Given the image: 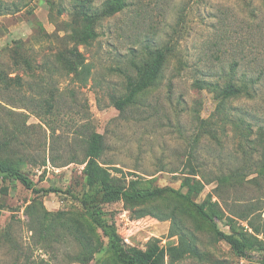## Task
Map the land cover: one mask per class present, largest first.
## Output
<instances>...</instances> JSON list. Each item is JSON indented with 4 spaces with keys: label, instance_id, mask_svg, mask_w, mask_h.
<instances>
[{
    "label": "rangeland",
    "instance_id": "374dc122",
    "mask_svg": "<svg viewBox=\"0 0 264 264\" xmlns=\"http://www.w3.org/2000/svg\"><path fill=\"white\" fill-rule=\"evenodd\" d=\"M121 1L120 12L96 19V37L79 46L83 58L72 71L58 61L73 47L60 30L73 12L102 15L118 7L116 0H0V142L9 144L1 156L13 166L24 159L22 170L39 188L61 190L38 196L20 182L0 178V264H119L96 226L85 222L95 253L82 261L74 237L58 235L61 222L83 219L80 203L67 192L84 193L83 142L93 132L104 136L102 161L125 186L138 180L140 188L181 190L192 162L198 178L211 181L194 201L217 202L215 179L233 172L243 175L244 184L227 200L247 203L258 196L248 181L264 153V82L255 98H227L223 105L207 83L225 87L235 64L241 74L264 72L261 0ZM149 45H169L173 52L134 104L117 105L127 95V77L136 76V66L147 60ZM70 151L78 154L77 163L57 167L48 160L40 167L44 157L64 164ZM31 205L37 211L27 212ZM142 208L172 213L164 220L140 218ZM211 209L220 210L219 226L230 233L224 202ZM105 211L129 246L146 249L154 240L167 246L181 237L194 245L193 253L178 261L167 257L166 264H249L264 257V235L255 233L249 220L239 222L241 232L262 245L251 251L252 259H243L175 196L151 204L118 202ZM32 215H46L56 233L42 235Z\"/></svg>",
    "mask_w": 264,
    "mask_h": 264
},
{
    "label": "trees",
    "instance_id": "16d2710c",
    "mask_svg": "<svg viewBox=\"0 0 264 264\" xmlns=\"http://www.w3.org/2000/svg\"><path fill=\"white\" fill-rule=\"evenodd\" d=\"M264 5V0H261ZM117 8L110 6L102 15L98 11L93 13L88 10H77L73 12L71 23H67V26L60 30L65 34V39H68L73 43L71 49L59 54V62L64 67L76 71V65L82 60L83 56L79 50V46L88 44L90 40L96 37L95 24L98 18L111 14H116L123 9L124 1L116 0ZM104 11V10H103ZM147 60L141 65L136 66V76L127 77V95L121 100H116L115 103L119 106H130L134 104V100L141 93L148 88L159 78L168 56L173 52L171 46L166 45L163 47L152 48L150 45L146 46ZM238 64H235L229 74V80L225 87H220L219 84L207 83L209 87H212L217 99H220V103L223 105L227 98H240L248 96L255 98L258 95V83L264 82V72L247 73L242 74L238 72ZM88 66H84L85 72H90ZM197 85L203 89V84L198 81ZM221 89V90H219ZM19 130V129H18ZM261 136H264V130L262 129ZM8 141L0 142V178L10 180L14 182H20L26 189L32 191L35 195L43 196L51 193H61L59 188H39L37 183L22 170L21 166L25 164L24 159H21L17 166H13L7 162V158H3L2 150L8 146ZM107 150L105 138L98 132L91 133L83 142V155L84 158L81 164H85V184L84 193L82 196H76L71 192H67L74 200L78 201L83 209V219L75 220V223L70 221L61 222V228L63 233L58 235L64 236V233H70L76 242L82 247L81 252L77 255L79 261L83 260V257H87L89 254L94 255V241L89 235L87 230V224L89 226H96L101 229L103 236L107 240V251L114 257L119 264H166V258L170 257L176 261L183 259L188 254L194 252V245L185 241L182 237L179 243L168 242L167 246H163L160 241L154 240L150 242L146 249H140L137 247L129 246L125 243L122 236L119 234L116 224L110 222L107 217L105 207L110 204L124 202L126 204L134 205L140 203L151 204L156 200L165 198L166 196H175L182 200L183 205H190L194 211L207 223H209L212 232L218 240L225 241L230 245L236 256L243 259H252L251 251L254 249H260L259 245L262 242L257 239L250 240L241 231L244 229L239 226V222L248 221L249 225L253 228L257 234L264 235V218L263 208L264 201L261 196H264V153L262 154L259 164L257 165L256 176L248 181L249 185H252L253 190L258 193L256 200L248 201L247 203L237 202L236 200H227L230 194L237 192L238 189L244 184L243 175L238 172L229 173L228 175H219L215 179L217 187L214 189L215 197L218 198L217 202L210 203L204 201L198 203L194 201L193 195L203 191L207 184H211V181L207 183L198 178L200 170H197L195 166L190 163L191 173H188L182 183L181 190H175L170 187H156V188H140L138 180H132L129 186L121 184L114 176H112L111 170L108 167V163L102 161ZM68 160L64 161V164L59 165L58 158L48 159L43 158L40 167L48 166V160L57 167H63L71 163H77L79 160L78 154H73L71 151ZM188 187L186 193L182 192V189ZM224 202L226 208L229 210L230 216H228L229 226L231 232L227 233L223 231L218 223L217 217L220 210L213 211L211 207H219L220 203ZM37 211V205H31L27 208V212L30 210ZM36 209V210H35ZM151 208H142L139 210L138 216L140 218L156 215L159 219H169L168 209L159 212L150 210ZM169 211V212H167ZM30 213V212H29ZM34 226L39 229L42 235L48 234L52 236L56 233L57 226L55 223H46L47 216H33ZM256 220L262 221V224L256 225ZM249 264H264V257L261 258V262L250 261Z\"/></svg>",
    "mask_w": 264,
    "mask_h": 264
}]
</instances>
